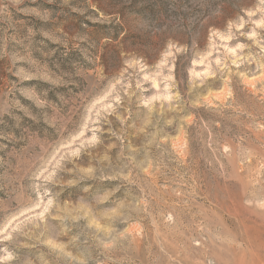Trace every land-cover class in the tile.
Instances as JSON below:
<instances>
[{
    "label": "rangeland",
    "instance_id": "374dc122",
    "mask_svg": "<svg viewBox=\"0 0 264 264\" xmlns=\"http://www.w3.org/2000/svg\"><path fill=\"white\" fill-rule=\"evenodd\" d=\"M0 264H264V0H0Z\"/></svg>",
    "mask_w": 264,
    "mask_h": 264
}]
</instances>
